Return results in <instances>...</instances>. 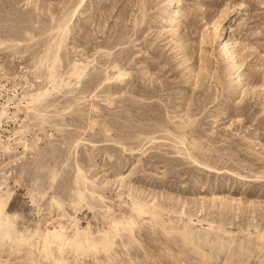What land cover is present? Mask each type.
<instances>
[{"label":"rangeland","instance_id":"374dc122","mask_svg":"<svg viewBox=\"0 0 264 264\" xmlns=\"http://www.w3.org/2000/svg\"><path fill=\"white\" fill-rule=\"evenodd\" d=\"M145 260L264 264V0H0V264Z\"/></svg>","mask_w":264,"mask_h":264},{"label":"bare ground","instance_id":"6f19581e","mask_svg":"<svg viewBox=\"0 0 264 264\" xmlns=\"http://www.w3.org/2000/svg\"><path fill=\"white\" fill-rule=\"evenodd\" d=\"M238 8V7H237ZM76 11V10H75ZM63 30H64V28L62 29V33H63ZM61 32V31H60ZM60 35V34H59ZM58 40H59V38H58ZM64 41V40H63ZM62 44V43H61ZM49 45V44H48ZM56 46V45H55ZM227 46V43H224V47H226ZM56 48V47H55ZM59 48V47H58ZM228 48V47H227ZM229 50V49H228ZM56 51H57V49H56ZM55 51V52H56ZM56 55V54H55ZM55 61V60H54ZM79 62H81V61H79ZM47 63V62H46ZM45 63V64H46ZM53 63V62H52ZM73 64H75V63H73ZM86 64V63H85ZM77 65H79V64H77ZM89 65V64H88ZM116 65V64H115ZM74 66V65H73ZM77 67V66H76ZM84 67V66H83ZM115 67V66H114ZM82 68V67H81ZM86 68H87V66H86ZM74 69V68H73ZM76 69V68H75ZM83 69V68H82ZM81 69V70H82ZM77 70V69H76ZM117 70V69H116ZM85 71V70H84ZM80 70L76 73V76H79L80 75ZM52 73H53V71H52ZM116 73V72H115ZM130 73V72H129ZM122 74V72H120L119 70L117 71V76H120ZM53 75H54V73H53ZM52 76V75H51ZM125 77V76H124ZM127 77V76H126ZM123 78V77H122ZM50 80V79H49ZM79 80V79H78ZM110 80H111V78H110ZM112 80H114V79H112ZM116 80H117V78H116ZM118 80H120L119 78H118ZM118 80H117V82H118ZM121 83V82H120ZM52 84V83H51ZM49 85V84H48ZM51 86V85H50ZM48 87V86H47ZM52 87V86H51ZM50 87V88H51ZM46 89V88H45ZM49 90V89H48ZM50 91H52V90H50ZM44 92H45V90H44ZM51 93V92H50ZM44 94V93H43ZM42 95V94H41ZM43 96V95H42ZM36 98H37V96H35ZM38 98L40 99L41 98V96H38ZM47 99V98H46ZM141 108V107H140ZM76 143V142H75ZM75 146V145H74ZM181 146V145H180ZM24 150V149H23ZM22 150V151H23ZM77 169V168H76ZM78 170V169H77ZM78 172V171H77ZM78 175H79V173H78ZM80 176V175H79ZM84 183V182H83ZM185 228V227H184ZM195 232V231H194ZM196 233V232H195ZM46 244H47V240L45 239L44 241H43V246H42V248H45V246H46ZM127 244V243H126ZM130 245H132V244H130ZM224 246V245H223ZM225 246H226V244H225ZM127 247V246H126ZM224 248V247H223ZM131 249V248H130ZM218 249V248H217ZM219 252V251H218ZM119 257V256H118ZM112 258V257H111ZM27 264V263H26ZM139 264H142V263H139ZM143 264H156L154 261H152V260H145L144 261V263Z\"/></svg>","mask_w":264,"mask_h":264}]
</instances>
